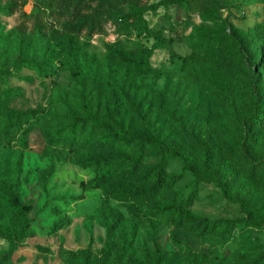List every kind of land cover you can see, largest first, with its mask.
<instances>
[{
  "label": "rangeland",
  "instance_id": "1",
  "mask_svg": "<svg viewBox=\"0 0 264 264\" xmlns=\"http://www.w3.org/2000/svg\"><path fill=\"white\" fill-rule=\"evenodd\" d=\"M218 1L0 0V104L43 113L25 147L0 129V264L264 253V112L247 120L255 88L264 105V0ZM79 11L99 29L61 33ZM158 167L153 196H115L118 183H153ZM96 169L105 176L91 187ZM12 194L29 208H2Z\"/></svg>",
  "mask_w": 264,
  "mask_h": 264
},
{
  "label": "trees",
  "instance_id": "2",
  "mask_svg": "<svg viewBox=\"0 0 264 264\" xmlns=\"http://www.w3.org/2000/svg\"><path fill=\"white\" fill-rule=\"evenodd\" d=\"M206 4L211 7L218 6L220 2L218 0H204ZM16 3H10L2 7L3 12H12L16 7ZM99 29V25L96 19V13H86L79 11L76 13L71 19L67 21H63L60 24V32L67 35L72 33H84L87 36H90L92 33L96 32ZM109 51L111 53H115L116 57L119 60H127L131 59L127 57L122 48L117 47L115 44L109 45ZM27 64H29L27 62ZM256 86V85H255ZM251 109L247 116V120L252 123H259L261 118L263 117L264 105L256 91H251ZM43 113L36 108L32 109H12L9 107H4L0 104V129L3 131H9L11 135V139L15 140L17 144L20 146H26V136L28 133V127L42 121ZM72 133L75 132L76 126L72 125L69 127ZM143 138L147 141L156 143L157 140L144 135ZM130 170H134L133 167ZM191 171L196 174V170L194 167H191ZM155 181L151 184L145 183L138 186H126L125 184L118 183L113 188L115 196L119 199L123 198H144L150 197L155 194L156 191L160 188L161 176H162V168L158 167L154 171ZM105 176V171L103 169H96L95 175L86 182L91 187H99V182ZM220 190L226 193V184L219 183L218 184ZM1 206L6 211L17 212L18 209L27 210L29 208L28 205H21L18 201L16 194H12L7 196L1 200ZM167 208H172L175 213L176 207L171 205H166ZM250 216V215H249ZM22 220V225L26 226L27 221L22 216H20ZM0 233L6 234L4 228L0 227ZM264 263V253H260L253 261L248 264H263Z\"/></svg>",
  "mask_w": 264,
  "mask_h": 264
}]
</instances>
